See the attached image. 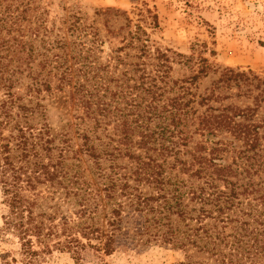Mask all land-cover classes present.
Instances as JSON below:
<instances>
[{"label": "trees", "instance_id": "16d2710c", "mask_svg": "<svg viewBox=\"0 0 264 264\" xmlns=\"http://www.w3.org/2000/svg\"><path fill=\"white\" fill-rule=\"evenodd\" d=\"M30 8L31 0H0L3 230L17 239L24 264L53 251L78 261L85 247L111 255L128 211L142 217L146 242L183 250L179 264H264V79L224 68L196 94L207 59L173 79V65L189 57L155 45L138 24L104 57L97 30L71 46L51 41L42 13L25 25ZM151 20L156 27L157 16ZM65 90L83 124L78 151L51 135L41 103L31 106ZM81 153L111 161L97 182L65 169Z\"/></svg>", "mask_w": 264, "mask_h": 264}, {"label": "rangeland", "instance_id": "374dc122", "mask_svg": "<svg viewBox=\"0 0 264 264\" xmlns=\"http://www.w3.org/2000/svg\"><path fill=\"white\" fill-rule=\"evenodd\" d=\"M39 13H42L39 19H43L42 31L51 41L61 40L71 46L86 42L90 38L86 33L91 28L97 30L103 42L100 55L104 57L109 49L120 45L127 30L138 24L155 45L189 57L188 61L181 59L173 65V79L190 77L197 71L199 59H207L211 69L207 75L201 74L192 86L196 94L209 88L224 68L250 70L264 79V0H31V8L26 13L29 23L25 25H36L35 17H39ZM152 15L157 16L156 27ZM24 87H19L17 92L26 102L29 97ZM65 92L43 94L46 100L34 98L31 106L41 103L51 135L57 140L65 136L68 146L78 151L83 144V124L77 126L80 112L68 98L67 90ZM1 95L0 92V99ZM36 121L42 123L44 119ZM103 137L98 128L92 134V144L97 147ZM118 163L124 166L127 161L120 159ZM64 164L69 175L77 172L81 181L93 183L98 181L101 169L108 170L111 161L105 156L93 159L81 153L70 154ZM44 189V186L39 187L41 191ZM69 201L75 203L72 197ZM7 212L0 186V264H24L17 239L3 230ZM141 223L140 215L125 213L122 231L116 234L114 252L109 256L96 248L85 247L78 261L71 253L53 251L37 264H179L184 261L183 250L161 242H146V237H140ZM91 244L95 245L96 241Z\"/></svg>", "mask_w": 264, "mask_h": 264}]
</instances>
